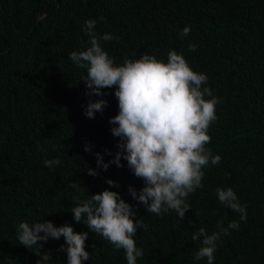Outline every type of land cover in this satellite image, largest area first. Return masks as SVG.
<instances>
[{"label":"trees","instance_id":"16d2710c","mask_svg":"<svg viewBox=\"0 0 264 264\" xmlns=\"http://www.w3.org/2000/svg\"><path fill=\"white\" fill-rule=\"evenodd\" d=\"M88 19L97 21V35L121 38L101 41L117 64L143 53L167 62L169 50H175L194 71L207 75L206 86L220 100L207 147L221 160L203 169L204 186L189 195L184 220L175 212L147 213L131 197L129 185L139 190L143 182L126 161L98 176L86 172L96 168L94 153L104 162L113 159L119 141L109 124L118 114L115 89L86 96L81 82L86 73L68 59L70 52L90 46ZM185 26L191 31L182 40ZM190 43L197 45L195 51L188 49ZM89 99L107 101L94 119L84 114ZM49 159L61 163L50 169L44 165ZM71 181L85 189L68 188ZM218 187L234 190L246 208V222L218 201ZM105 189L136 206L137 218L147 226L134 237L143 250L136 264H207L194 259L200 245L191 240L192 232L205 227L211 234L220 221L223 227L238 221L240 227L222 236L214 264H264V0H0V264L40 259L19 244L20 222L48 220L88 231L73 220L74 198ZM61 244L63 237L44 244L52 256L48 264H67ZM85 250L90 259L83 264H127L123 250L93 233Z\"/></svg>","mask_w":264,"mask_h":264},{"label":"clouds","instance_id":"9594fccd","mask_svg":"<svg viewBox=\"0 0 264 264\" xmlns=\"http://www.w3.org/2000/svg\"><path fill=\"white\" fill-rule=\"evenodd\" d=\"M96 23L94 19L85 21L90 46L70 52L68 59L86 73L81 77L86 96L102 97L105 95L103 89H115L118 114L109 119V124L113 125L111 134L119 141L113 159L104 162L99 152L94 153L96 168H88L86 172L98 176L99 170L106 171L111 164L123 167L121 161H126L129 170L143 182L139 190L129 185L131 197L143 205L147 213L163 216L175 212L180 220H184L191 209L187 202L189 195L204 186L203 169L209 164L215 166L221 160L220 155H213L212 149L207 147L211 142L208 129L217 119L216 105L220 100L206 86L207 75L194 71L184 56L175 50H169L167 62L143 53L139 59L125 58L122 64H117L101 46V41L118 42L121 38L110 33L97 35L94 31ZM190 31V26H185L179 33L180 38L183 40ZM196 48L195 43L188 45L190 51ZM106 106L104 99H89L84 114L94 119L95 114H102ZM91 147L86 144L84 150L90 152ZM108 154L112 155L111 152ZM60 163L59 159L44 161L50 169ZM106 183L119 187L118 182L111 179H106ZM67 187L78 192L85 189L76 181H71ZM216 193L221 204L239 213L240 221L246 222V208L239 203L231 187H218ZM74 199L75 205L70 209L73 220L86 225L88 231L75 232L69 224L55 226L48 220L17 225L19 244L40 257L37 264H48L52 256L43 250L44 244L61 237L64 244L59 250L66 253L67 264L89 261L90 253L85 250L89 233L101 237L115 249L123 250L127 264H136L143 256V250L136 246L134 237L137 229L147 231L144 221L137 218L136 206L127 203L119 192L109 189L88 195L83 200ZM222 225L223 221L218 222L219 230L211 234L205 227L192 232L191 240L200 245L194 253L195 260L206 259L207 264H214V254L222 236L229 235L230 229L239 230L240 227L238 221L229 222L227 227Z\"/></svg>","mask_w":264,"mask_h":264}]
</instances>
